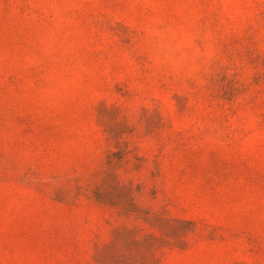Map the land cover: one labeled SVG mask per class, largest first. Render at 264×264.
Returning a JSON list of instances; mask_svg holds the SVG:
<instances>
[{"label":"rangeland","instance_id":"1","mask_svg":"<svg viewBox=\"0 0 264 264\" xmlns=\"http://www.w3.org/2000/svg\"><path fill=\"white\" fill-rule=\"evenodd\" d=\"M0 264H264V0H0Z\"/></svg>","mask_w":264,"mask_h":264}]
</instances>
